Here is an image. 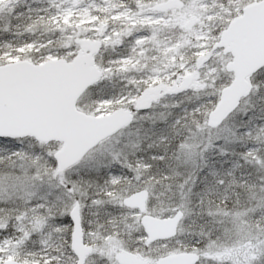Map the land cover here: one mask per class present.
I'll return each instance as SVG.
<instances>
[{"label": "snow or ice", "instance_id": "6c2138e0", "mask_svg": "<svg viewBox=\"0 0 264 264\" xmlns=\"http://www.w3.org/2000/svg\"><path fill=\"white\" fill-rule=\"evenodd\" d=\"M0 264H264V0H0Z\"/></svg>", "mask_w": 264, "mask_h": 264}, {"label": "water", "instance_id": "95a60500", "mask_svg": "<svg viewBox=\"0 0 264 264\" xmlns=\"http://www.w3.org/2000/svg\"><path fill=\"white\" fill-rule=\"evenodd\" d=\"M246 43L248 44L249 47H251V41L247 40Z\"/></svg>", "mask_w": 264, "mask_h": 264}]
</instances>
